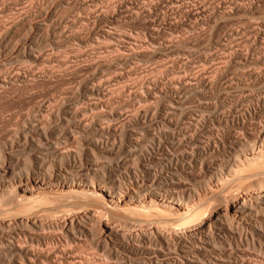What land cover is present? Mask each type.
<instances>
[{"label":"bare ground","instance_id":"1","mask_svg":"<svg viewBox=\"0 0 264 264\" xmlns=\"http://www.w3.org/2000/svg\"><path fill=\"white\" fill-rule=\"evenodd\" d=\"M191 1L159 0L144 7L145 0H112L99 8L97 0H82L70 5L71 18H60L57 7L70 0H26L24 10L16 11L18 15L14 12L15 17L9 16L12 19L6 18V23L2 20L0 98L38 81H52L54 64L64 66L72 56L60 58L54 52L59 47L63 50L65 44L75 41L78 47L95 48L104 43L111 50L108 53L116 54L109 61L96 59L92 73L94 66L83 68L85 74L74 75L68 80L71 86L59 95L45 99L35 93L26 98L17 93L22 95L20 99L24 97L19 100L26 103V110L16 113V118L11 116L13 123L10 116L1 122L5 127H1L0 137V214L4 210L7 215L10 205L18 215L14 213L12 221L0 218V264H111V259L116 264H264V115L259 113L262 109L254 111L256 107L249 104L264 105V87L229 100L223 96L217 107L208 92L217 81V66L214 75H181L175 68L180 63L175 61L164 67L170 70L169 77L139 76L134 64L130 70L127 66L144 56L136 49L143 48L146 39L141 43L127 31H113V26L129 20L146 30L152 45L179 55L190 41H160L165 32L162 23L167 15H176L201 24L209 12L208 2ZM230 1L234 12L246 10L242 2ZM80 9L83 14L77 11ZM211 10L208 19L227 11L216 6ZM0 12L4 14L2 8ZM96 20L109 25L97 29ZM19 25L24 33L13 41ZM257 36L264 39L263 26ZM46 45L49 52L43 49ZM232 53L234 59L229 58L226 65L223 61L225 66L218 67L217 73L232 65L234 73L239 71L236 79L262 78L254 69L243 71L236 66L242 60L264 64V51L261 58L249 60L240 51ZM92 54L89 57L96 55ZM124 65L128 76L137 74L133 75L138 76L135 82L120 83L126 75ZM106 69L112 73L104 74ZM240 80L236 86L250 89V82ZM118 83L122 86L114 88ZM225 83L222 90L226 95L233 87L232 81ZM240 102L248 106L239 108ZM39 189L49 192L28 196ZM70 204H93L99 210L86 211L82 217L79 213H69L66 218L60 214L62 218L50 221L49 227L62 232L64 238L57 236L47 246L46 240L57 234H43V217L51 218L52 209ZM115 214L131 218L132 224H122L126 231L114 227ZM87 235L105 246L106 259L74 250L73 245Z\"/></svg>","mask_w":264,"mask_h":264},{"label":"rangeland","instance_id":"2","mask_svg":"<svg viewBox=\"0 0 264 264\" xmlns=\"http://www.w3.org/2000/svg\"><path fill=\"white\" fill-rule=\"evenodd\" d=\"M45 1V0H44ZM112 0H97V2L96 3H98V4H96L97 5V7H103L104 5L106 6V5H108V4H110V2H111ZM148 1V2H147ZM154 1V2H153ZM157 1H159V0H145V4H141V5H143L144 7H146L147 5H148V3H155V2H157ZM190 3L192 2L191 0H188ZM196 1H201V0H196ZM204 1H207L208 2V6H207V11H209V12H207L208 14L210 13V11H212L211 9L213 8V6H216V7H218V8H220L221 9V7L222 8H224V9H226L227 11L226 12H224V13H226L225 14V16H223L224 15V13H221V15H216L215 17H214V19H216V20H214L213 18L212 19H208L206 16L208 15V14H204V15H206V16H202V19L204 18V21L201 23V24H196L193 20L194 19H189L188 17H183V16H181V17H178V16H174V15H167V17H164L165 18V21L162 23V28H163V31H165L164 32V34L162 35V39H160V41H173V40H175V39H180V38H185V39H187V40H189L188 42V45H186V49H185V51L181 54H179L178 55V53L176 54L175 53V51H170V50H166V49H159V48H157L156 47V45H152L149 41H148V36H147V32H146V30H144L140 25H135V23L134 22H131V21H127V22H123L122 24H117V25H115V26H113V28H115V29H113V31H127L128 33H131L132 35H133V37L136 39V40H138V41H140L141 43H142V41H144L145 39L147 40V42H149V43H147L146 42V40L142 43V45H143V48H141V45H140V49H139V47L136 49L137 51H142L143 53H145L144 54V56L142 55V57L140 56V57H138V59H133L134 60V62L132 61V63H130L129 64V62H131V61H129L128 62V68L126 67V65H124V68L126 67L128 70H130L131 69V67H132V65H133V67H134V69L133 70H137L136 71V73H138L139 74V76H147V77H154L156 74L158 75V76H162V77H169V75L171 74L170 73V70L169 71H166L165 70V68H169V66L172 64V62H175L176 61V63H177V61H178V66H179V68H178V66L177 65H175L176 67V69H178V71H180V74L181 75H183L185 72V74H188V75H190L192 72L193 73H195V72H206V74H215L214 72H215V68H216V66H217V71H219V68H222V67H224L226 64H225V62L227 63L228 61V59L229 58H233L234 59V53H232V52H237V51H240V52H242L245 56L244 57H246L247 58V60H249V59H251V58H261V56H262V54L261 53H263V51H264V39L262 40V38H261V40H260V38L257 36V31L259 30V28H262V26H263V28H264V0L261 2V3H258V4H256V3H254V1L253 0H236L237 2L239 1V2H242L243 3V6H245V8H246V10L244 11V12H234L233 10H232V7L233 6H231L232 5V3H233V1H230V0H204ZM219 1V2H218ZM225 1V2H224ZM230 3H229V2ZM235 1V0H234ZM72 2V3H71ZM106 2H107V4H106ZM109 2V3H108ZM147 2V3H146ZM253 2V3H252ZM6 3V4H5ZM80 4V3H82V0L80 1V0H70V4H64V5H62V6H59V7H57V9H56V12H57V14H58V17H62V18H71V16L73 15V13H74V11L73 12H71L73 9L71 8L72 6H70V5H72V4ZM209 3H211V4H209ZM216 3V4H215ZM223 3V4H222ZM27 4H28V2H27ZM27 4H26V0H24V1H22V0H0V10H1V8H2V10H3V12H4V14L2 13V12H0V24H1V22H2V20H4V23H6L7 21H5L6 20V18H10V17H15L14 16V14L16 13V11H18L17 13H20L21 11H22V9L24 10V8H26V6H27ZM215 4V5H214ZM217 4H218V6H217ZM227 4H229V6L227 5ZM254 4V5H253ZM256 4V5H255ZM3 5V6H2ZM11 5V6H10ZM25 5V6H24ZM221 5V6H220ZM223 5V6H222ZM20 6H22V7H20ZM24 6V7H23ZM66 6V7H65ZM69 6V7H68ZM104 6V7H105ZM192 6V5H191ZM190 6V7H191ZM228 6V7H227ZM255 6V7H254ZM16 7V8H15ZM20 7V8H19ZM99 7V8H100ZM103 7V8H104ZM193 8H194V6H192ZM191 7V8H192ZM208 7H209V9H208ZM62 8V9H61ZM65 8V9H64ZM192 8V9H193ZM5 9V10H4ZM64 9V10H63ZM69 9V10H68ZM72 9V10H71ZM90 9V8H89ZM93 8H91V10H92ZM230 9V10H229ZM253 9V10H252ZM20 10V11H19ZM252 10V11H251ZM13 11V16L11 15V12ZM61 11V12H60ZM77 11H79V13H82L83 14V9H80V10H77ZM84 11H86V10H84ZM7 12V13H6ZM15 12V13H14ZM2 13V14H1ZM16 13V14H17ZM61 14V15H60ZM223 14V15H222ZM18 15V14H17ZM16 15V16H17ZM71 15V16H70ZM10 16V17H9ZM60 17V18H61ZM174 17V18H173ZM4 18V19H3ZM12 18H10V19H12ZM207 18V19H206ZM177 19V21H175ZM231 19V20H230ZM242 19V20H241ZM172 20V21H171ZM238 20V21H237ZM240 20V21H239ZM253 20V21H252ZM98 21V22H97ZM180 21V22H179ZM237 21V22H236ZM193 22V23H192ZM104 23V24H103ZM129 23V24H128ZM214 23V24H213ZM95 25H94V27H96L97 29H99V28H103V27H105V26H107L108 27V25H109V23H107V22H104V21H101L100 22V20H96L95 21V23H94ZM229 24V25H228ZM247 24V25H246ZM200 25V26H199ZM205 27H204V26ZM225 25V26H224ZM254 27H253V26ZM20 26V27H19ZM18 27V29H17V27H16V29H15V32H16V34L15 35H13V41L16 39V38H18V36H21V35H23V33H24V28H23V26H21V25H19ZM134 26V27H133ZM136 26V27H135ZM140 26V27H139ZM202 26V27H201ZM238 26V27H237ZM250 26H252V27H250ZM177 27V28H176ZM205 28V29H204ZM244 28V29H243ZM258 29V30H257ZM133 30V31H132ZM252 30V31H251ZM257 30V31H256ZM142 31H144V33L142 32ZM195 31V32H194ZM203 31V32H202ZM245 31V32H244ZM14 32V33H15ZM22 32V33H21ZM186 32H188V33H186ZM208 32V33H207ZM224 34H223V33ZM138 33V34H137ZM184 33H185V35L186 36H184ZM242 33H243V35H242ZM18 35V36H17ZM82 35H85V32L84 33H82ZM193 35V36H192ZM139 37V38H138ZM168 37V38H167ZM169 37H170V39H169ZM187 37V38H186ZM235 37V38H234ZM238 38V39H237ZM143 39V40H142ZM167 39V40H166ZM169 39V40H168ZM216 40V41H215ZM250 40V41H249ZM252 40V41H251ZM258 40V41H257ZM213 41V42H212ZM226 41V42H225ZM72 42V41H71ZM146 42V43H145ZM192 42V43H191ZM195 42H196V44H195ZM228 42V43H227ZM69 44H71V45H69ZM69 44H65V45H67V47H65V45H63V46H61V47H63V50H62V48H57L58 50H55L54 52L55 53H58L57 55L58 56H61L60 58H62V57H64V55L63 54H65V56H70V55H72V56H70L71 58H69V61H68V63H66L64 66L66 67L67 66V64H68V66L65 68L64 66H59L58 64H54V69L57 71H55V73H54V75L52 74V81L50 80L49 82L48 81H44V82H42V81H38L37 83H35V84H33V85H31L29 88H27V89H22L21 91H19L20 92V94H22L23 96H24V94H25V98H26V96L30 93H32V94H34L35 93V95H39V96H42L43 98H45V99H48V98H50L51 96H52V94L54 95H59L65 88L67 89V87L68 86H71V83L68 81V80H71V79H73V76L75 75V76H77L78 74L79 75H84L85 73H83V68H85L86 66H88V65H91V66H94L95 64V62L97 61L96 59H98L99 60V58H101L102 57V60H107V61H109L111 58H112V56H113V54L115 55L116 54V51H115V53L112 51V54L110 53L111 52V50H106L105 49V46H103V44H101V46H102V48H104V49H102L101 48V46H98V47H95L96 48V50L97 49H99V50H97V52H96V50H95V48H89V46H83V45H80V47H78V44L76 43L75 44V41H73L72 43H69ZM151 44V45H150ZM224 44L226 45L227 44V47L226 46H224ZM232 44V45H231ZM77 45V46H76ZM104 45H106V44H104ZM213 45V46H212ZM230 46V48H229V46ZM43 46H45L44 44H43ZM68 46H72V48L71 47H68ZM75 47V51L73 52V50H70V49H73L74 47ZM145 46V47H144ZM257 46H259L258 47V49H257ZM262 46H263V48H262ZM49 47V46H48ZM47 47V45H46V47H43V49L44 48H47V52H49V48ZM78 47V48H77ZM83 48V49H82ZM86 48V49H85ZM101 48V49H100ZM234 48V49H233ZM93 49V50H92ZM139 49V50H138ZM146 49V50H145ZM148 49V50H147ZM150 49V50H149ZM188 49H189V51H188ZM261 49V50H260ZM262 49H263V51H262ZM70 50V51H69ZM83 50V51H82ZM85 50H86V52H87V55L85 54V53H83V52H85ZM92 50V52L89 54V52ZM67 51V52H66ZM96 52V53H93V52ZM102 53H101V52ZM104 51H106V52H104ZM108 51H110L109 53H108ZM145 51V52H144ZM194 51V52H193ZM202 51V52H201ZM204 51V52H203ZM210 51V52H209ZM213 51V52H212ZM222 51V53H220ZM224 51V52H223ZM262 51V52H261ZM81 52V53H80ZM215 52V53H214ZM258 52V53H257ZM66 53H67V55H66ZM79 53V54H78ZM84 55H83V54ZM96 54V55H93V54ZM199 53V54H198ZM206 55H205V54ZM214 53V54H213ZM226 53V54H225ZM247 55H246V54ZM251 53V54H250ZM89 54V55H88ZM93 55V58H92V56L91 57H89L90 55ZM97 54H99V55H97ZM197 54V55H196ZM261 54V55H260ZM82 55V56H81ZM101 55V56H100ZM103 55H104V57H103ZM109 55H111V56H109ZM171 55V56H170ZM178 55V56H177ZM186 55V56H185ZM192 55H194V56H192ZM202 55V56H201ZM216 55V56H215ZM230 55V56H229ZM68 56V57H69ZM100 56V57H99ZM187 56H189V57H187ZM219 56V57H218ZM233 56V57H232ZM247 56H249V58L247 57ZM109 57H111V58H109ZM161 57V58H160ZM169 57H170V59H169ZM179 57V58H178ZM251 57V58H250ZM104 58V59H103ZM177 58V59H176ZM198 58V59H197ZM71 59V60H70ZM152 59V60H151ZM159 59V60H158ZM165 59H166V61H165ZM169 59V60H168ZM182 59V60H181ZM187 59V60H186ZM217 59V60H216ZM235 59H237V58H235ZM87 60V61H86ZM135 60H137V61H135ZM185 60V61H184ZM71 61V62H70ZM213 61H215V62H213ZM224 61V62H223ZM89 62V63H88ZM91 62V63H90ZM142 62V63H141ZM144 62V63H143ZM165 62V63H164ZM189 62V63H188ZM225 64H223V63ZM242 63L243 62H245V61H241ZM241 62H240V64H241ZM54 63H56V62H54ZM85 63H86V65H85ZM157 63H159V64H157ZM208 63V64H207ZM162 64V65H161ZM169 64V65H168ZM193 64V65H192ZM221 64V65H220ZM223 64V65H222ZM228 64V63H227ZM240 64H238L239 66H236L237 68H241L243 71H252L253 69V71H255V72H258L260 75H262L261 77L262 78H260V80H257V81H253V79H251V80H249V79H247L248 77L246 76V78H244V76L243 77H240V76H238L237 78L238 79H236V74L237 73H239V71L237 72V73H234V72H236V70H235V67L234 66H232V65H227L226 66V68L225 69H222V70H224V71H220L221 73H223V74H218V73H220V72H218L217 73V71H216V74H218L219 75V78H220V81H219V78H218V75H214V77H216L217 78V81L215 82L214 81V83L216 84H211L212 85V87L210 86V88L208 89V92L210 93H208L209 95H211L210 97H211V101L213 102V104L215 103V105H217V107H220V105H222V103H220L219 104V102H220V98H223V96H225L226 98H227V100H229L228 98H230V99H233L236 95H241V94H245V93H247V91H254V93H256V91H258V88L260 87H264V64H262V63H260V64H249L248 62L246 63L245 62V65H244V63L242 64V65H240ZM249 64V65H248ZM58 67H56V66ZM131 65V66H130ZM146 67H145V66ZM159 65V66H158ZM164 65V66H163ZM168 65V66H167ZM213 65V66H212ZM218 65H220V66H218ZM138 66V67H137ZM144 66V67H143ZM185 66V67H184ZM203 66V67H202ZM207 66V67H206ZM214 66H215V68H214ZM232 66V67H231ZM258 66V67H257ZM261 66V67H260ZM61 67V68H60ZM64 67V68H63ZM82 67V68H81ZM150 67V68H149ZM164 68V69H162V68ZM202 67V68H201ZM211 67H213L212 69H211ZM219 67V68H218ZM260 67V68H259ZM94 68V69H93ZM124 69V72H126V75H127V77H126V75H125V77L123 78V80L124 81H122V82H120V83H122L123 84V82L124 83H131V82H133L136 78H135V76L137 75L136 73H134L135 74V76L133 77V75L134 74H130L129 73V76H128V73H127V69ZM158 68H160V69H158ZM198 68V69H197ZM205 68V69H204ZM236 68V69H237ZM81 69V70H80ZM93 69V70H92ZM158 69V70H157ZM195 69V70H194ZM204 69V70H203ZM215 69V70H214ZM78 70V71H77ZM91 71V73H92V71H94L95 70V66L94 67H91V69H90ZM106 70H108V69H106ZM139 70V71H138ZM152 70V71H151ZM189 70V71H188ZM200 70V71H199ZM203 70V71H202ZM214 70V71H213ZM228 70V71H227ZM59 71V72H58ZM65 71V72H64ZM105 71V70H104ZM109 71V72H108ZM108 71H106V72H104V74H110V72L112 71V70H108ZM134 71V72H135ZM151 71V72H150ZM164 71V72H163ZM209 71V72H208ZM159 72V73H158ZM189 72V73H188ZM70 73V74H69ZM112 73V72H111ZM141 73V74H140ZM149 73V74H148ZM165 73V75H163ZM229 73V74H228ZM59 74V75H58ZM60 74H62V75H60ZM125 74V73H124ZM143 74V75H142ZM147 74V75H146ZM151 74V75H150ZM210 74V75H211ZM226 74V75H225ZM231 74V75H230ZM58 75V76H57ZM156 75V76H157ZM209 75V76H210ZM212 75V76H213ZM54 76L55 77H57V78H55L54 79ZM61 76H62V78H61ZM74 76V77H75ZM171 76V75H170ZM221 76V77H220ZM133 77V78H132ZM60 78V79H59ZM127 78V79H126ZM227 78V79H226ZM230 78V79H229ZM241 80H240V79ZM242 78H243V80H242ZM134 79V80H133ZM224 79V80H223ZM244 79H246V81L244 80ZM55 80V81H54ZM58 80V81H57ZM60 80V81H59ZM67 80V81H66ZM78 80V79H77ZM75 81V84H74V86H76V84L79 82V80L78 81ZM216 80V79H215ZM239 80H240V83H247V82H250V84L249 85H251V86H253L254 84H255V86H253V88L250 86V87H248V88H250V89H241V85H240V87L239 86H236L235 85V82L237 83V82H239ZM57 81V82H56ZM232 81V83H231V85H232V89H229L227 92H226V95L224 94V92H223V90H222V88H223V85L225 86L227 83H225V82H228V84L230 83ZM252 81V82H251ZM68 82H69V84H68ZM77 82V83H76ZM135 82V81H134ZM218 82H219V84H221L222 83V85H220V86H218ZM221 82V83H220ZM224 82V83H223ZM120 83H118V84H120ZM233 83H234V85H233ZM50 84V85H49ZM118 84H114L115 85V87L114 88H116V86H118V87H120V86H122V84H120V85H118ZM38 86V87H37ZM217 86H218V88H217ZM33 87V88H32ZM62 87V88H61ZM117 87V88H118ZM221 88V90H220V88ZM56 89V90H55ZM48 90V91H47ZM220 90V91H219ZM241 91V92H240ZM245 91V92H244ZM252 91V92H253ZM17 93H19L18 91H16ZM25 92V93H24ZM28 92V93H27ZM213 92V93H212ZM16 94L15 96H14V94ZM17 93H15V92H10V94L8 93V95L7 94H3V95H1V98H0V137H1V135H2V131H3V129L2 128H4L5 126L4 125H2V121H3V119H10V123H13V121L15 120L14 118L12 119V117L11 116H13L14 117V115H15V118H16V116H17V114H19V112L20 113H24V111L26 110V103L25 102H22V101H20V100H22V99H24V97H22L21 99L19 98V96L21 97L22 95H20V94H18V96H17ZM212 93V94H211ZM221 94H222V96H221ZM224 94V95H223ZM6 95V96H5ZM49 95V96H48ZM4 96V97H3ZM9 96V97H8ZM48 96V97H47ZM16 97V98H15ZM121 98H123V97H125V96H120ZM233 97V98H232ZM3 98V99H2ZM10 98H12V99H10ZM15 98V99H14ZM18 98V99H17ZM20 99V100H19ZM117 99L119 100V98H115V100L117 101ZM219 99V100H218ZM114 100V101H115ZM8 101V102H7ZM219 101V102H218ZM246 103V104H245ZM240 102V104H239V108L240 107H243V108H245V106L247 107L248 105H247V102ZM9 104V105H8ZM243 104V105H242ZM250 105V108L252 107V106H255L256 108H254V111H260V109H262L259 113H260V115L261 116H263L264 115V105H259L260 107H258V106H256L255 105V103H253V104H251V103H249ZM24 105H25V107H24ZM225 105V104H224ZM14 106V107H13ZM226 106V105H225ZM17 107V108H16ZM227 107V106H226ZM237 107V108H238ZM262 107V108H261ZM24 108V109H23ZM258 108H260V109H258ZM10 111V112H9ZM17 113V114H16ZM6 115V116H5ZM9 116H10V118H9ZM12 120V121H11ZM4 126V127H3ZM2 127V128H1ZM2 130V131H1ZM47 192H49V190H47V189H39V190H35V191H33V192H31V194H29L28 196H37V195H40V194H44V193H47ZM10 206V205H9ZM7 206L8 208H10V211L8 212V214L7 215H5L6 213H4L3 214V211H2V213L0 214V218L2 219V217L1 216H5L3 219L4 220H7L8 219V221H12L13 219H15V215L13 216V214L15 213L16 214V211L13 213V210H15V209H11V208H13L12 206ZM6 206L4 207V209H7L8 210V208H7ZM36 208H37V205L35 206ZM63 208H54V209H52V211L50 212V214L52 213V215L53 216H51V218L49 217V215H47L46 217L48 218H50V219H47V221H46V219H45V216L43 217L44 219H43V221H45L44 223V225H43V230H45V232L43 231V234L44 235H47V233H49V232H52V234H53V232L54 231H56V228H55V230H54V227H53V231H51L52 230V228H50L49 227V225H51V222L52 221H56V220H59V219H56V218H60L61 217V215L64 217V218H66V216L67 217H69V213H70V216L72 215V214H74V213H79L78 214V216L79 217H82L83 216V214H84V212H90L91 210H95V211H98L99 209H98V207L97 206H95V205H93V204H87V205H80V204H70V205H66V206H62ZM35 208V209H36ZM62 209V210H61ZM68 209V211H67V213H66V210ZM77 211H75V210ZM82 209V210H81ZM7 210H5V211H7ZM59 210V211H58ZM64 210V211H63ZM61 211V212H60ZM64 212V214H63V212ZM71 211V212H70ZM79 211V212H78ZM12 212V213H11ZM57 212V213H56ZM11 213V214H10ZM82 213V214H81ZM58 215L57 217H55L56 215ZM61 214V215H60ZM8 215H9V218H10V220H9V218H8ZM10 215H12V216H10ZM16 215H18V214H16ZM55 215V216H54ZM6 218V219H5ZM13 218V219H12ZM53 218H54V220H53ZM62 218V217H61ZM52 219V220H51ZM56 219V220H55ZM49 220V221H48ZM123 220V221H122ZM51 221V222H50ZM112 221H114V222H112ZM49 222V223H48ZM88 221H86L85 220V222H84V224L85 225H87V226H89V223H87ZM111 222L114 224L115 223V225H114V227L115 228H118V229H120V230H118V231H120V232H122V229H123V232L124 231H126L127 230V225H126V223L128 224V223H131V218H129V217H126V216H123V215H120V214H115L114 216H113V219L111 220ZM117 222V223H116ZM120 222V223H119ZM46 223L48 224V227H46L47 225H46ZM123 223H125V227L123 228ZM117 224V225H116ZM123 224V225H122ZM132 224V223H131ZM130 224V225H131ZM129 226V225H128ZM49 228V229H48ZM126 228V229H125ZM129 228V227H128ZM130 229V228H129ZM59 230V229H58ZM47 231H49V232H47ZM60 231V230H59ZM47 232V233H46ZM51 234V235H52ZM54 234H57V235H53V239L52 240H50V238L49 239H47L46 241H43L42 243L44 244L45 242V244L48 246H50V243H51V241H52V243L54 244V238L55 237H63L64 235L62 234V232L60 233H58L57 231H56V233H54ZM60 234H62V235H60ZM50 235V234H49ZM90 235H87L86 236V238L84 239V236H81V238H80V240L78 241V242H76L77 244H74L73 246V248H74V250H76V252H80L82 255L84 254L85 256L87 255V256H90V258H91V256L93 257L94 255V257H101V258H105L106 259V257H107V253L105 254V250L106 249H104L105 248V246H103L102 244H100V243H98L97 244V241L94 239L93 240V237H92V239H91V237H89ZM64 238V237H63ZM49 240V241H48ZM49 243V244H48ZM71 243V242H70ZM69 244V243H68ZM72 244V243H71ZM81 246H80V245ZM101 246V247H100ZM103 246V247H102ZM72 247V246H71ZM78 249V250H77ZM105 254V255H104ZM113 261V262H112ZM112 262V263H111ZM109 263H111V264H116L115 263V261L114 260H112L111 259V261L109 262Z\"/></svg>","mask_w":264,"mask_h":264}]
</instances>
